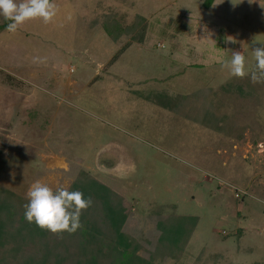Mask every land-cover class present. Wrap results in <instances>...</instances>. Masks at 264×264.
<instances>
[{
    "label": "rangeland",
    "instance_id": "obj_1",
    "mask_svg": "<svg viewBox=\"0 0 264 264\" xmlns=\"http://www.w3.org/2000/svg\"><path fill=\"white\" fill-rule=\"evenodd\" d=\"M52 2L51 21L0 32V203L84 170L124 197L141 256L156 220L179 214L195 230L158 264H264V82L221 62L240 51L254 69L264 0ZM108 13L147 21L114 62L130 38L110 39Z\"/></svg>",
    "mask_w": 264,
    "mask_h": 264
},
{
    "label": "trees",
    "instance_id": "obj_2",
    "mask_svg": "<svg viewBox=\"0 0 264 264\" xmlns=\"http://www.w3.org/2000/svg\"><path fill=\"white\" fill-rule=\"evenodd\" d=\"M213 1L203 0L202 6L208 9ZM10 22L1 15L0 32ZM101 23L111 40L123 35L130 38L115 52L111 62L133 41L142 42L146 34L147 21L142 15L126 23L116 13H108ZM69 190L82 191L92 200L82 210V228L75 233H53L27 222L24 218L27 200L22 197L15 196L16 203L7 199L0 203V264H158L156 261L175 257L184 250L198 222V217L191 215L158 218L153 247L144 257L138 254L142 247L140 239L129 238L120 230L125 219L122 195L84 170L77 172ZM26 243L31 248L23 251Z\"/></svg>",
    "mask_w": 264,
    "mask_h": 264
},
{
    "label": "clouds",
    "instance_id": "obj_3",
    "mask_svg": "<svg viewBox=\"0 0 264 264\" xmlns=\"http://www.w3.org/2000/svg\"><path fill=\"white\" fill-rule=\"evenodd\" d=\"M56 13L57 7L52 0H21L19 3L17 0H0V15L11 21L6 25L9 32H15L26 20L36 17L47 23ZM225 43H235V40L225 39ZM254 59L255 68L250 73L246 70L245 55L240 51L233 52L230 61L221 59V62L232 76L250 75L253 83L264 82V44L261 42L259 46L254 47ZM91 203V198H86L82 191L69 190L66 187L54 189L37 180L27 192L24 218L27 222L35 223L53 233H75L82 228V210L88 208Z\"/></svg>",
    "mask_w": 264,
    "mask_h": 264
}]
</instances>
